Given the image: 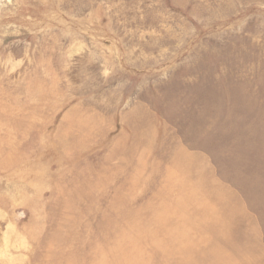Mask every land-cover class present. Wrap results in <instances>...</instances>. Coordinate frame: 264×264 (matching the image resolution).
I'll return each mask as SVG.
<instances>
[{
	"label": "rangeland",
	"instance_id": "rangeland-1",
	"mask_svg": "<svg viewBox=\"0 0 264 264\" xmlns=\"http://www.w3.org/2000/svg\"><path fill=\"white\" fill-rule=\"evenodd\" d=\"M0 264H264V0H0Z\"/></svg>",
	"mask_w": 264,
	"mask_h": 264
}]
</instances>
